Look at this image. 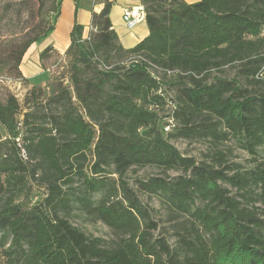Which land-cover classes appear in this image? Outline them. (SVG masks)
Instances as JSON below:
<instances>
[{
    "label": "trees",
    "instance_id": "16d2710c",
    "mask_svg": "<svg viewBox=\"0 0 264 264\" xmlns=\"http://www.w3.org/2000/svg\"><path fill=\"white\" fill-rule=\"evenodd\" d=\"M57 1L20 44L0 51V72L8 69L27 83L22 60L54 30L50 15L61 8L62 0ZM140 2L149 36L131 49L121 45L112 27L111 1L92 14L87 37L84 27L74 24L64 55L68 85L58 83L47 99L55 111L25 113L21 121L17 97L0 98V125L7 134L0 140V232L10 238L5 264H264V219L252 204H264V163L241 171L226 164L222 153L214 159L218 166L197 163L168 140H234L258 160L264 146V94L252 95L235 79H208L212 69L243 60L248 39L262 34L264 0ZM52 52L43 50L41 64ZM263 66L264 55L247 58L241 78L256 79ZM167 79L174 93V124L167 125H177L165 138L155 110L168 106L161 94ZM36 94L33 87L34 102ZM134 167L185 173L137 185L190 216L175 248L153 238L156 225L123 179ZM34 182L44 187L36 203ZM227 186L238 192L233 195ZM95 194H101L98 201ZM73 203L123 237L121 242L106 247L60 217L70 214Z\"/></svg>",
    "mask_w": 264,
    "mask_h": 264
},
{
    "label": "rangeland",
    "instance_id": "374dc122",
    "mask_svg": "<svg viewBox=\"0 0 264 264\" xmlns=\"http://www.w3.org/2000/svg\"><path fill=\"white\" fill-rule=\"evenodd\" d=\"M59 3V0L57 1ZM52 0H0V51L6 52L9 44H20L23 36L29 33L30 27L38 23L48 8L51 6ZM58 9V8H57ZM50 15V24H54L56 21L57 13ZM47 41H42L39 47H43ZM259 55H264V31L258 38H249L248 44L241 52L240 56H243V60L234 58V61L222 65L219 69H212L209 73V81H213L215 78H226L228 80L235 79L247 88L248 91L254 95L259 96L264 94V66L262 72L254 80L245 81L241 78L240 69L247 58H255ZM42 71L36 79L28 80L27 83L21 81L8 73V69L0 72V98L6 99L9 95H14L20 101L22 114L20 120H23L25 113H35L40 115L50 114L51 111H55V108L47 107V99L50 97V92L53 87L58 83H63L64 86L68 85V70L67 59L64 56H58L56 54H50L44 60L42 64ZM2 65H0L1 68ZM21 71V70H20ZM155 76H161L160 72L154 71ZM165 83V87H162L161 94H166L168 106L166 108L156 109L155 112L161 121V128L165 138L172 133L173 127H168L167 123L174 124L171 116L174 93L170 90L169 83ZM167 82V81H165ZM35 87L37 89V102H34L31 97V90ZM38 104H41L37 106ZM46 122V121H42ZM174 133V132H173ZM4 128L0 125V140L6 137ZM169 143L186 158H192L197 163L207 162L216 166L217 153H222L225 158V163L229 165L237 166L241 171L253 170L257 167V164L264 163V146L258 149V160L256 161L245 150H243L237 141L227 143H215L210 140L202 139H185V138H168ZM113 172V168L110 169ZM236 170L234 171V174ZM183 171H169L163 172L156 167L137 168L130 169L124 176V180L131 187L139 201L146 208L150 219L156 225V229L151 231L153 238L164 239L169 246L175 248L179 235L184 232V229L190 226V216H183L176 213L173 209L167 205L161 203L156 197L148 194H144L138 191V182L146 181L152 177H176L184 176ZM114 178L118 176L113 174ZM67 187H65L66 189ZM80 183L73 185V190L76 194L80 193ZM227 189L235 195L238 190L232 189L227 186ZM44 187L33 183V191L36 193V202H40L43 194ZM259 193V191H257ZM95 201L101 198V194H95L92 196ZM244 201V200H242ZM257 210L258 215L264 219V204L261 202L252 203ZM60 217H65L72 226L82 231L87 237L98 238L103 241L106 247H112L121 242V237L103 222L87 216L82 212L78 204H72V210L70 214L64 215L61 213ZM10 246V238L3 232H0V264H5L3 257L4 251Z\"/></svg>",
    "mask_w": 264,
    "mask_h": 264
},
{
    "label": "crops",
    "instance_id": "0c3cea01",
    "mask_svg": "<svg viewBox=\"0 0 264 264\" xmlns=\"http://www.w3.org/2000/svg\"><path fill=\"white\" fill-rule=\"evenodd\" d=\"M106 1L113 2L110 12V20L114 31L117 33L121 45L125 49H131L149 36L146 20L133 29L126 27L123 21V13L127 9L142 5L140 0H62L61 12L58 16L54 30L43 40L34 43L26 52L20 70L28 79H36L42 71L40 55L43 50L51 47L53 54L64 56L70 46V35L74 24L77 22L84 27V36L90 33L92 14L100 13ZM188 4H194L200 0H184ZM42 41H47L43 47H39Z\"/></svg>",
    "mask_w": 264,
    "mask_h": 264
},
{
    "label": "built area",
    "instance_id": "2783aa9c",
    "mask_svg": "<svg viewBox=\"0 0 264 264\" xmlns=\"http://www.w3.org/2000/svg\"><path fill=\"white\" fill-rule=\"evenodd\" d=\"M145 17H146V12L143 5H139L136 7H132L131 9H127L123 13V21L126 27L129 29H133L138 24L143 22L145 20ZM91 30L92 28H90V31Z\"/></svg>",
    "mask_w": 264,
    "mask_h": 264
}]
</instances>
